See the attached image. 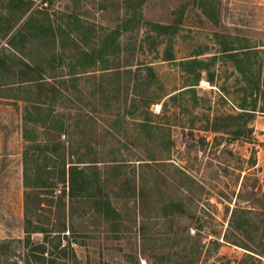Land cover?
I'll return each mask as SVG.
<instances>
[{"label":"rangeland","instance_id":"374dc122","mask_svg":"<svg viewBox=\"0 0 264 264\" xmlns=\"http://www.w3.org/2000/svg\"><path fill=\"white\" fill-rule=\"evenodd\" d=\"M116 29V52L72 70ZM0 58V264H264V112L240 135L228 116L264 107V0H0ZM20 58L44 84L22 88ZM29 101L42 106L33 142ZM30 143L57 146L28 162L55 165V186L24 185ZM64 161L90 167L118 213L72 200ZM27 217L51 237L45 262L32 246L46 232L27 245Z\"/></svg>","mask_w":264,"mask_h":264},{"label":"trees","instance_id":"16d2710c","mask_svg":"<svg viewBox=\"0 0 264 264\" xmlns=\"http://www.w3.org/2000/svg\"><path fill=\"white\" fill-rule=\"evenodd\" d=\"M204 12L207 15H211L206 8H204ZM74 19H70V23L72 22L73 26H78L79 25V18L77 16L73 17ZM148 24L151 26V28L155 31H157L159 34L163 35H174L177 32V27L172 24H162V23H154V22H148ZM61 34L65 31L61 26L59 27ZM53 30L52 25H41L38 27V32L40 34H46L47 31ZM10 30L6 33V35L9 33ZM120 30H113L112 33H109L103 40L102 45L100 49H94L93 51H87L83 50L79 53H77L71 63L70 66L72 70L77 67L78 65L86 66V65H92V64H97V62L100 60H106L105 54L108 52H116L117 49L119 48V43L116 40V34H118ZM56 39V34L54 35V41ZM112 50V51H110ZM237 48L231 47L229 44H224L222 51L224 54L227 56H230L233 58L235 61L240 62L239 56H238V51ZM250 49H246L245 52H248ZM167 56L166 59H171L172 58V52L168 50L166 52ZM191 63H197L200 65L205 64L204 61L198 60V59H192ZM1 61V58H0ZM16 64V63H15ZM18 69V75L22 78V82L24 84L22 85V88L24 90H30L33 86L35 85H42L41 81V76H40V66L36 64H32L27 62L24 59L20 58V63L14 65ZM74 71V70H73ZM200 76V73H199ZM30 103H27L25 107V113H24V137L26 140L29 142H33V139L28 135L29 130L28 126L29 123L32 120H39L35 116L37 113H39L40 109H42V106L39 105L38 103H35L33 101H29ZM32 107L34 109V112L32 110ZM241 111L237 114H230L228 115L229 118L233 121H235L237 125V129H235L233 132L236 133L237 135L240 134H246L250 133L252 130L251 127H249V122L255 118V113L256 111H262L264 112V107H261L260 109H257V102L255 101L251 107H248L245 104H242L240 106ZM51 114V113H50ZM52 115V114H51ZM51 118L49 114L46 116V120ZM35 148L39 150V154H43V152L46 153V160H53V154L58 151L57 146H51V144H41V143H30L27 145V148L24 151V158H25V168H24V185L32 188H40V187H53L55 186L54 183H50L49 180L51 179V174L53 172V169L55 165L52 167L45 165V166H40L38 163H36V167H30L29 166V159H30V152L31 150ZM37 158H34V161L37 162ZM83 162V161H80ZM91 166V165H87ZM93 166V165H92ZM95 166V165H94ZM90 167H80L78 164H70L69 167L67 168V163L64 161L62 163V167L60 169V182L68 184V192L64 189V193L67 192L69 197L73 200L74 198L78 196L82 197H89L92 199V201L97 205V209L104 212L105 215L110 218L112 215L114 216L115 213H118V211L111 205V202L108 197L103 193L101 187L97 183V178L95 173L88 172L87 170ZM96 168V167H94ZM64 230L66 228V224L63 225ZM47 229L41 225L35 224L32 219L29 217L26 218V224H25V232L27 234L25 242L27 245H30L32 243L31 239V234L33 232H46L44 241L33 245L32 248L34 251L33 255L35 256L36 261L39 262H45L46 257H45V252L47 251V243L51 241V237L49 233H47ZM38 253H34L36 251ZM52 262H56V260H52ZM28 264H31L28 262Z\"/></svg>","mask_w":264,"mask_h":264}]
</instances>
